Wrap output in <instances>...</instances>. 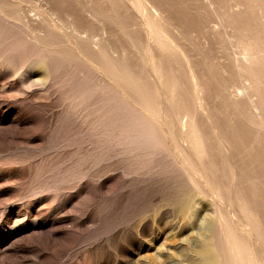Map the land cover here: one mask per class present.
Here are the masks:
<instances>
[{
  "label": "rangeland",
  "instance_id": "374dc122",
  "mask_svg": "<svg viewBox=\"0 0 264 264\" xmlns=\"http://www.w3.org/2000/svg\"><path fill=\"white\" fill-rule=\"evenodd\" d=\"M264 264V0H0V264Z\"/></svg>",
  "mask_w": 264,
  "mask_h": 264
},
{
  "label": "bare ground",
  "instance_id": "6f19581e",
  "mask_svg": "<svg viewBox=\"0 0 264 264\" xmlns=\"http://www.w3.org/2000/svg\"><path fill=\"white\" fill-rule=\"evenodd\" d=\"M206 252L207 253H203L204 260L201 262V264H216L213 253H211L209 250Z\"/></svg>",
  "mask_w": 264,
  "mask_h": 264
},
{
  "label": "water",
  "instance_id": "95a60500",
  "mask_svg": "<svg viewBox=\"0 0 264 264\" xmlns=\"http://www.w3.org/2000/svg\"><path fill=\"white\" fill-rule=\"evenodd\" d=\"M202 253H207L205 250H203V252Z\"/></svg>",
  "mask_w": 264,
  "mask_h": 264
}]
</instances>
